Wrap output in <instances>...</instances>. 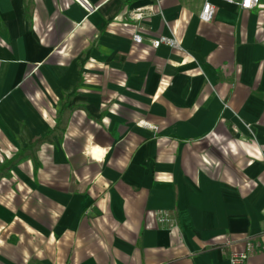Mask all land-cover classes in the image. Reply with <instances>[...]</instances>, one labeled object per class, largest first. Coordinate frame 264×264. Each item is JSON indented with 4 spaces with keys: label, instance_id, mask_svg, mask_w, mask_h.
Listing matches in <instances>:
<instances>
[{
    "label": "crops",
    "instance_id": "obj_1",
    "mask_svg": "<svg viewBox=\"0 0 264 264\" xmlns=\"http://www.w3.org/2000/svg\"><path fill=\"white\" fill-rule=\"evenodd\" d=\"M88 1L0 0V264H264V0Z\"/></svg>",
    "mask_w": 264,
    "mask_h": 264
},
{
    "label": "built area",
    "instance_id": "obj_2",
    "mask_svg": "<svg viewBox=\"0 0 264 264\" xmlns=\"http://www.w3.org/2000/svg\"><path fill=\"white\" fill-rule=\"evenodd\" d=\"M84 6L88 9L92 8V5L88 0H81ZM228 3H233L238 5L240 8L244 10H252L255 8H260L262 6L261 0H221ZM216 12V6L210 0H207L203 6L202 12L200 14V18L203 21L209 22L213 19ZM137 18H143V13L139 12L136 14ZM145 37L141 32H136L133 35V41L135 43H142ZM151 44L155 48H159L162 45H167L170 47L178 46V42L175 38L169 36H159L157 38H153L151 40ZM257 252V246L253 241H249L247 243V247L243 252L235 253L230 256L231 264H245L249 257Z\"/></svg>",
    "mask_w": 264,
    "mask_h": 264
}]
</instances>
